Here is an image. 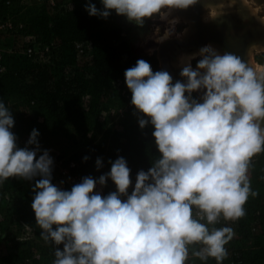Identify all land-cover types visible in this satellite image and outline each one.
Segmentation results:
<instances>
[{
    "label": "clouds",
    "instance_id": "1",
    "mask_svg": "<svg viewBox=\"0 0 264 264\" xmlns=\"http://www.w3.org/2000/svg\"><path fill=\"white\" fill-rule=\"evenodd\" d=\"M101 3L102 9L87 5L90 16L106 19L114 11L142 26L155 16L164 18L165 10L189 9L197 0ZM200 55L195 69L191 63L182 69L186 82L173 83L167 71L153 72L143 59L125 71L132 104L147 117L139 125L154 126L161 154L147 172L139 171L131 195V170L122 157L110 161V172L98 181L85 177L70 191L54 185L48 151L37 159L38 130L28 141L34 149L18 147L14 117L0 100V184L41 177L31 206L42 238L63 245L53 264H186L189 246L195 244L202 245L195 252L201 260L223 264L235 233L208 225L221 216L242 218L249 196L257 195L247 173L251 158L264 151V74L210 46ZM201 90L198 102L192 94ZM96 165L99 169L102 161ZM108 179L117 191L102 196L97 184L104 186Z\"/></svg>",
    "mask_w": 264,
    "mask_h": 264
},
{
    "label": "trees",
    "instance_id": "2",
    "mask_svg": "<svg viewBox=\"0 0 264 264\" xmlns=\"http://www.w3.org/2000/svg\"><path fill=\"white\" fill-rule=\"evenodd\" d=\"M6 1L0 0V20L11 17L23 22L25 26L22 34H25V37L34 36L39 42L50 45L56 55L55 58L59 61H55V58L51 64L32 61L17 53L16 45L8 53L1 52L4 71L0 74V100L8 106L11 97L25 96V100L20 103L22 108L30 112L36 109L43 111V121L39 126L56 134L63 132L74 143H76L74 132L85 137L97 125L100 112L107 105L124 107L126 102H130L132 107L126 109L128 119L124 121L122 139L107 141L103 166L110 171V161L124 158L131 170L132 184L128 191L131 193L139 171L147 172L161 154L153 136L154 126L150 122L144 128L139 125V120L147 117L138 112L132 104V93L126 84L125 71L135 66L139 59L147 61L153 72L160 71L156 60L153 57L133 54L129 46L122 41L119 29L105 28L106 21L120 17L114 11L106 19L89 15L86 11L87 5L93 3L98 9H102L101 0H78L62 15L50 13L41 0H35L30 3L28 9L25 7L30 10L26 19L20 18L22 0L16 2L10 0L11 6L6 5ZM83 41L92 43L88 53L90 58L82 68V73H79L81 68L76 69L73 77L66 79L64 69L67 66H74L76 62L74 45ZM87 72L89 76L85 78ZM117 83H121L124 93L117 91ZM192 98L196 99L195 94H192ZM32 101L33 107L30 106ZM25 121L22 116L23 131L16 133L17 146L20 148H24L19 142L23 138L21 136L30 135L24 124ZM33 121L29 122V126L37 125ZM263 156L264 151L254 155L249 165ZM85 157L88 159L85 160ZM70 161L76 163V167L70 170L71 175L77 176L81 181L85 177L96 179L97 165L94 164L89 147L74 151ZM69 162L62 164L66 166ZM39 179H41L39 176L32 180L10 178L1 184V193L9 197L14 195L19 217L32 224L35 242L42 243L37 246L34 242H30L25 247L20 246L21 249L19 247L8 251L0 255V264H17L29 256H33L34 264L41 262L53 264L57 247L63 250V245L57 246L50 240L46 242L41 236L42 230L36 223L31 205L35 195L33 188ZM257 179H259V191H253L251 188L257 195L249 196L244 205L245 215L237 220L238 235L230 242L227 249V258L231 259L232 255L237 253L241 264H264V245H262L264 229L252 235L248 228V221H251L255 211L264 217V172ZM64 190L70 191L71 188L65 187ZM115 191L117 188L114 184L113 192ZM5 237V232L4 235H0V243L6 240ZM195 252L196 249L191 251L186 264H216L214 258L201 260ZM36 253L45 261L36 262L37 257L33 255ZM227 258L223 264H227L229 260ZM37 259L39 260V257Z\"/></svg>",
    "mask_w": 264,
    "mask_h": 264
},
{
    "label": "rangeland",
    "instance_id": "3",
    "mask_svg": "<svg viewBox=\"0 0 264 264\" xmlns=\"http://www.w3.org/2000/svg\"><path fill=\"white\" fill-rule=\"evenodd\" d=\"M17 1V0H13ZM35 0H26L20 3L21 5V13L20 18L26 19L28 12L27 10L30 3H33ZM78 0H68L69 6L75 4ZM241 4H243L249 12L257 19L264 22V0H238ZM14 2V3H15ZM205 1H202V13H205V16H209L215 18L220 14H224L227 12H233L224 10V8L230 5H237L234 0H226L217 5H205ZM32 5V4H31ZM27 9H26V8ZM237 7V6H236ZM216 8L221 10L218 14ZM167 13L164 18L160 16H155L151 19L145 20L144 24L137 25L134 22H129L125 17L120 16L117 19L106 21L104 24L105 28H115L119 29L120 37L123 42H125L131 52L133 54L139 56H147L153 57L157 65L162 71L161 62L158 57V48L156 47V43H163L165 41L171 40L175 37H181L188 33L189 29L191 28L190 19L187 16H183L181 10H165ZM215 12V14H213ZM254 14H253V13ZM201 13V14H202ZM186 22L189 24H186ZM190 27V28H189ZM183 32V34H182ZM23 39H26V35L22 34ZM20 37H15L12 35H4L0 39V50L1 52L8 53L13 50L15 45L21 44ZM18 39V40H17ZM249 52L246 54V63L248 65H252L253 67L257 66L259 68H264V47H258V45L252 46L248 49ZM182 52L180 53V55ZM90 55V54H89ZM86 56L85 60L88 61L90 56ZM177 56V62L171 61L169 63L170 68L172 70L183 68L182 66L179 67L180 58ZM194 57V58H193ZM191 59V66L195 69L197 62L202 59L201 56H193ZM83 69L80 70V72ZM256 70V69H255ZM79 72V71H78ZM116 89L120 93H124V89L121 83L116 84ZM196 96V101L202 102V97H199L195 92L193 93ZM25 96L18 95L15 97H11L9 99L8 107L10 108L12 115L15 120V126L12 129L13 133H22V125L21 119L22 116L24 117L25 125L28 131L31 132L33 129L38 130L39 137V148L41 153L45 150L48 151L50 157L53 159L54 164L52 168V182L57 178V166L59 164L69 162L71 156L73 155L74 151L80 148L89 147L90 151L92 152V157L94 159V164H96L97 159L102 161V167L99 169L96 168V180H99L101 175H105L110 171L103 166V155L105 151V146L108 140L110 139H122L123 133V125L124 121L128 119L126 110L121 112L123 107H118L116 105H107L105 109H102L100 112V116L97 122V125L87 133L84 137L81 136L80 133H75V140L74 143L71 139H68L63 132L53 133L49 130H45L42 128L41 125L43 121V111L40 109H36L35 111H31L29 115L26 108H22L20 103L24 101ZM127 114V115H126ZM31 119V120H30ZM34 119V121H33ZM35 122L37 125H30L29 122ZM21 137L30 139V135H22ZM63 165V164H62ZM264 172V156L262 158H257L252 165L248 167V179L250 181V187L253 191H259L258 181L257 179L262 173ZM113 181L111 179L107 180L106 185L100 186L97 184L96 190L102 191V196H107L109 193L113 192ZM134 187H132V191H134ZM131 191V193H132ZM128 193V195H131ZM0 235L5 232V241L0 243V255L7 253L11 250H16L20 246L25 247L29 245L30 242H34L35 245H40L42 242H35L34 234H33V226L32 224L19 217L17 213V207L14 201V195L11 197L4 195L1 193V184H0ZM122 199H126V197H122ZM251 220V219H250ZM251 221H248V228ZM23 244V245H22ZM264 245V241L263 244ZM20 247V249L22 248ZM35 257H39V260L36 258L37 261H45L41 259L38 253L33 254ZM33 256L32 257H25L22 261L18 262L17 264H34L33 263Z\"/></svg>",
    "mask_w": 264,
    "mask_h": 264
},
{
    "label": "built area",
    "instance_id": "4",
    "mask_svg": "<svg viewBox=\"0 0 264 264\" xmlns=\"http://www.w3.org/2000/svg\"><path fill=\"white\" fill-rule=\"evenodd\" d=\"M26 0H23V2ZM45 8L50 13H57L59 15H62L65 10L69 9L71 6L68 4V0H41ZM22 2V1H21ZM6 5L11 6V1L7 0ZM24 23L21 21H16L15 19L8 17L5 19L0 20V39L4 35H12L15 37H20L19 40H21V44H18L15 48L17 53L20 55L26 57L27 59H30L32 61H37L40 63H48L51 64L54 61L55 53L52 51V47L47 44H43L39 42L36 37L34 36H27L26 39H23L22 31L24 30ZM18 40V39H17ZM92 47V43L90 41H83L80 43H76L74 45V52L76 55V62L75 65L67 66L64 69V77L66 79H70L75 74L76 69L79 70V68H83L86 64L85 57L88 55ZM1 50H0V74L4 71V67L1 62ZM55 61H59L58 58H55ZM82 73V72H79ZM85 78L89 76V72L84 75ZM125 96V95H124ZM127 97V96H125ZM30 106H34V102H30ZM132 105L130 102H126L125 106L121 109V112H124L127 108L130 109ZM28 111V109H26ZM31 112H28L27 115H29ZM29 139L22 138L19 140L21 145L25 147H29L30 149H34V145H28ZM42 155L41 151H38L37 153V159L39 156ZM76 167V163L74 161H70L66 166H63L62 164H59L57 166V178L52 182L57 187L64 190L65 187L72 188L75 184L81 183L82 181L77 177L73 176L70 173V170L72 168ZM135 186V184H134ZM96 192L100 193L102 195L101 190H96ZM206 223V221H203ZM237 223L238 221H228L225 220L222 216L219 219V221L213 225H208L210 229L215 228H222V227H230L233 229L235 235L232 240H235V238L238 235L237 231ZM262 229H264V217L261 216V214L258 211H255L252 214L251 222L249 225V231L252 235L258 234ZM231 240V241H232ZM230 241V242H231ZM230 242L225 246L226 249H228ZM202 245L195 244L189 246V257L191 254V251L196 249L199 251L201 249ZM228 253V250H227ZM231 256V255H230ZM234 256V257H233ZM234 258V259H233ZM227 264H241V261L239 260V255L237 253H234L232 255V258H227ZM40 264H44V262H41Z\"/></svg>",
    "mask_w": 264,
    "mask_h": 264
},
{
    "label": "water",
    "instance_id": "5",
    "mask_svg": "<svg viewBox=\"0 0 264 264\" xmlns=\"http://www.w3.org/2000/svg\"><path fill=\"white\" fill-rule=\"evenodd\" d=\"M205 5H217L226 0H204ZM237 8L233 12H228L216 16L207 27L217 26L223 28L222 34H215L214 37L220 40L224 45L223 52L234 53L246 63V53L251 46L264 45V22L251 15L247 7L241 4L238 0ZM199 10V9H198ZM199 12V11H198ZM199 16H196L195 31L200 35ZM195 31H191L192 37L195 36ZM223 33L232 36L233 39H227L231 43H227L223 38ZM171 39L163 43H156L158 48V57L161 62L163 71H167L174 82H186L180 75L183 68L172 70L169 63L177 62V56L182 51H189L193 48L200 47L204 43H217L215 39ZM238 46L237 50L232 46ZM200 97H203L204 90L195 92Z\"/></svg>",
    "mask_w": 264,
    "mask_h": 264
},
{
    "label": "flooded vegetation",
    "instance_id": "6",
    "mask_svg": "<svg viewBox=\"0 0 264 264\" xmlns=\"http://www.w3.org/2000/svg\"><path fill=\"white\" fill-rule=\"evenodd\" d=\"M202 1L203 0H197V3L196 4H194L193 6H191L189 9H186V10H181V12L183 13L182 15L183 16H187L191 21H190V23H191V28L189 29V31H188V33L186 34V35H184V36H181V37H175V38H173V39H211L212 37H214V35L215 34H222V32H223V28L222 27H218L217 28V26H210V27H207V25L206 24H209L210 23V21H208V20H204V16H205V13H202V10H203V7H202ZM199 9V10H198ZM199 11V12H198ZM202 13V14H201ZM228 13V12H227ZM252 15V14H251ZM196 16H199V21H200V24H199V29L201 30L200 31V35H198V34H196V31H195V23H196ZM253 16V15H252ZM214 19V18H213ZM212 19V20H213ZM211 20V21H212ZM186 24H188L187 22H186ZM188 26H189V24H188ZM193 29H194V31H195V36H193L192 37V35H190V34H192L191 33V31L193 32ZM182 34H183V32H182ZM223 38L226 40V42L229 44V43H231L230 41H228L227 39H233L232 38V36H230V35H226V34H224L223 33ZM213 39H215V41H217V43L215 42V43H212V42H209V43H204V44H202L200 47H196V48H193V49H191V50H189V51H186V52H193V53H198L197 54V56H201L199 53L200 52H198V51H200L202 48H204V47H206V46H210L211 48H213V46H211V45H214V46H216L217 48H218V50L220 51V53H221V55H224V54H232V55H235L234 53H229V52H223L222 50L224 49V45L222 44V43H220L219 41L220 40H218V38H216V37H214ZM232 44V43H231ZM262 47H264V45H261ZM233 48H235L236 50H237V48H238V46H232ZM252 47V46H251ZM250 47V48H251ZM249 48V49H250ZM213 51H215V49L213 48ZM216 52V51H215ZM248 52H249V50L247 51V53L246 54H248ZM183 53V52H182ZM217 53V52H216ZM180 55V54H179ZM235 56H237V55H235ZM250 66V65H249ZM179 67H181L180 65H179ZM251 67H253L252 65H251ZM184 68V67H183ZM162 69V68H161ZM163 71V70H162ZM173 83H175L174 81H173ZM199 96V95H198ZM200 97V96H199Z\"/></svg>",
    "mask_w": 264,
    "mask_h": 264
},
{
    "label": "bare ground",
    "instance_id": "7",
    "mask_svg": "<svg viewBox=\"0 0 264 264\" xmlns=\"http://www.w3.org/2000/svg\"><path fill=\"white\" fill-rule=\"evenodd\" d=\"M237 5H230V6H228V7H226V8H224V10H228V11H232V10H234V9H236L237 7H236ZM220 9V8H219ZM219 9H217L216 8V11L215 12H217L218 14L220 13L219 11H221V10H219ZM253 13V12H252ZM254 14V13H253ZM208 20V21H211L212 19H213V17H210L209 18V16H206V17H204V20ZM209 46V45H208ZM211 46H213V48L215 49V51L217 52V54H219V55H221V53H220V51L218 50V48L216 47V46H214V45H211ZM258 47L260 48V47H262L261 45H258ZM212 48V49H213ZM183 53L179 56V58H180V66H182V67H185V66H187L189 63H191V59H192V57L193 56H195V55H197L198 53H193V52H186V51H182ZM198 52H200V51H198ZM181 53V52H180ZM179 53V54H180ZM178 54V55H179ZM200 54V53H199ZM254 69H256V71L258 72V74H264V68H259V67H253Z\"/></svg>",
    "mask_w": 264,
    "mask_h": 264
}]
</instances>
